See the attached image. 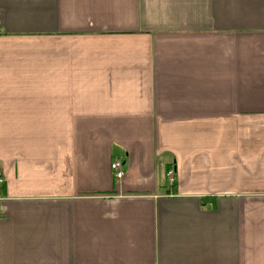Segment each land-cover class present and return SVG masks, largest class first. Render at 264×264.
<instances>
[{
	"label": "crops",
	"instance_id": "1",
	"mask_svg": "<svg viewBox=\"0 0 264 264\" xmlns=\"http://www.w3.org/2000/svg\"><path fill=\"white\" fill-rule=\"evenodd\" d=\"M0 178V264H264V0H0Z\"/></svg>",
	"mask_w": 264,
	"mask_h": 264
},
{
	"label": "built area",
	"instance_id": "2",
	"mask_svg": "<svg viewBox=\"0 0 264 264\" xmlns=\"http://www.w3.org/2000/svg\"><path fill=\"white\" fill-rule=\"evenodd\" d=\"M111 169L114 174V178L116 181H120L124 178L125 172L123 168V163L121 161H114L111 164ZM4 180L0 178V187L3 185ZM176 183V169L171 167L167 173V186L168 189H172Z\"/></svg>",
	"mask_w": 264,
	"mask_h": 264
}]
</instances>
